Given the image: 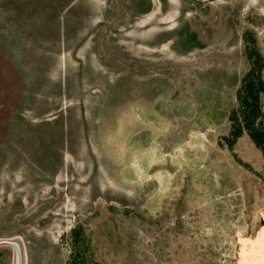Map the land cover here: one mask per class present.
I'll use <instances>...</instances> for the list:
<instances>
[{"label":"rangeland","instance_id":"374dc122","mask_svg":"<svg viewBox=\"0 0 264 264\" xmlns=\"http://www.w3.org/2000/svg\"><path fill=\"white\" fill-rule=\"evenodd\" d=\"M254 44L264 78V0H0V239L27 264H242L264 149L225 136Z\"/></svg>","mask_w":264,"mask_h":264},{"label":"trees","instance_id":"16d2710c","mask_svg":"<svg viewBox=\"0 0 264 264\" xmlns=\"http://www.w3.org/2000/svg\"><path fill=\"white\" fill-rule=\"evenodd\" d=\"M193 38L194 36L191 37V39ZM253 42L255 43V39ZM248 56L252 62L237 88L238 107L233 109L230 114L231 128L225 136V140L227 145L232 146L238 137L247 133L257 146L264 149L263 57L256 44L249 47ZM78 235L79 229H74L72 239L75 241Z\"/></svg>","mask_w":264,"mask_h":264},{"label":"bare ground","instance_id":"6f19581e","mask_svg":"<svg viewBox=\"0 0 264 264\" xmlns=\"http://www.w3.org/2000/svg\"><path fill=\"white\" fill-rule=\"evenodd\" d=\"M250 239L246 238L241 241L242 264H264V225L261 226L257 237Z\"/></svg>","mask_w":264,"mask_h":264},{"label":"water","instance_id":"95a60500","mask_svg":"<svg viewBox=\"0 0 264 264\" xmlns=\"http://www.w3.org/2000/svg\"><path fill=\"white\" fill-rule=\"evenodd\" d=\"M1 244H9L13 247V264H27V249L21 236L1 238Z\"/></svg>","mask_w":264,"mask_h":264}]
</instances>
